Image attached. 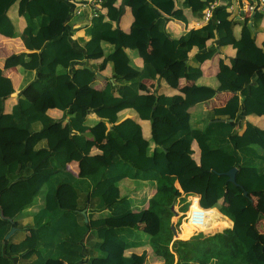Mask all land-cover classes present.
<instances>
[{"label": "trees", "instance_id": "obj_1", "mask_svg": "<svg viewBox=\"0 0 264 264\" xmlns=\"http://www.w3.org/2000/svg\"><path fill=\"white\" fill-rule=\"evenodd\" d=\"M117 1L106 0L104 13L87 26L83 51L65 34L69 0H0V36L20 38L26 49L10 54L0 66V241L6 243L0 264H13V256L25 264H83L90 255L102 264H145L146 252L126 251L150 242L166 264H173L175 254L177 264H264L259 228L264 219V128L249 120L264 117V65L258 64L260 54L264 64V40L258 44L255 37L264 15L257 11L240 20L220 6L201 27L174 33L168 17L187 22L189 10L202 20L215 0H140L142 15L124 31L114 25L123 12ZM14 6L16 17L10 13ZM153 38L159 54L133 67L129 51L139 52L140 44ZM104 44L111 46L108 54ZM223 46H231L235 56L229 62L220 59L215 86L198 83L204 76L200 65ZM103 52L99 68L82 63ZM117 59L134 68L131 77L116 76V85L108 81L95 88L99 71ZM12 67L22 74L19 88L3 72ZM158 77L174 88L182 78L193 85L173 95L142 90L143 81ZM17 89L20 93L12 96ZM219 92L232 93L225 105L192 112ZM50 107L63 116L50 115ZM128 109L136 116L122 119ZM240 117H245L242 131ZM140 120L150 121L152 145ZM36 122L39 129L33 127ZM43 141L46 145L38 147ZM73 162L77 174L69 168ZM233 167L238 168L237 183L224 174ZM130 181L138 189L149 184L156 192L149 199L132 197L126 193ZM190 195L212 209L203 227L186 221L191 228L183 238L200 228L209 232L230 226L216 207L233 221L223 232L203 234L198 248L187 246L198 233L173 241V207ZM153 213L158 224L150 235L138 227ZM28 217L32 223L26 229H34L36 236L6 240L13 227L8 219L17 223Z\"/></svg>", "mask_w": 264, "mask_h": 264}, {"label": "crops", "instance_id": "obj_2", "mask_svg": "<svg viewBox=\"0 0 264 264\" xmlns=\"http://www.w3.org/2000/svg\"><path fill=\"white\" fill-rule=\"evenodd\" d=\"M139 1L140 0H130L128 3H126V0H118L117 5L122 6L123 12H122V15H121L119 21L117 23H114V25L117 27H120L124 31H129L134 19L140 17L143 13V10H142L143 8L139 5H137L139 3ZM223 1L227 4L235 5V9H236L235 12L239 13V14H237L238 17H240L242 15L241 9H242V7L244 8L246 5L245 0H223ZM150 2H151V0L147 1V3H150ZM69 3L71 4L72 9H71V12H70V15L68 18V22L66 23L67 31L65 32V34L70 36V38H71L72 42L74 43V46L76 47V49L84 51L85 42H86V40L89 39V36L86 34V28H87V26H89L91 24V22L93 21V19L95 17L91 16L89 10L82 13L83 15H81V16L75 14L73 12V9L75 7V1L69 0ZM16 10H17L16 6L12 7V9L10 10L11 15L14 17H16ZM103 13H104V9H102V12L100 15H102ZM186 13H187V17H188L187 22L175 19L171 16L168 17V20H169L168 21V28L171 32L183 33V32L188 31L191 28L201 27L204 24L203 23L201 25H198L196 22L199 21L200 19L198 17L193 16L189 10H187ZM254 14H255V12L254 13L252 12L250 14L247 13L245 17H248V18L253 17ZM262 14L264 15L263 12H262ZM242 19L243 18L241 17L240 20H242ZM19 21H20V26L23 29V27L25 26V19L20 17ZM240 28L238 29L239 33H240ZM255 37H256V42L258 44H261L262 41L264 40V17L256 29ZM214 43H215V39L210 40L208 42V45L212 46ZM103 48H104V51L106 54H108L112 50L111 46L106 45V44H104ZM24 50H26V49H25L22 41L20 40V38H7V37L5 38L3 36H0V66H3L5 58L7 56H9L10 54H12L14 52L24 51ZM232 53L235 56V50L234 49L232 50ZM129 54L132 58V62H131L132 66L135 68H140V67H142L143 62H144L143 59L144 60L145 59H151V58H154L155 56H157L159 54V42L153 38V39H151L150 43L147 45L140 44L139 52L131 50V51H129ZM219 54H220V52L213 59H208L200 65V67L202 68V70L204 72V76L200 81H198V83L215 86V81H216L215 75L217 74V72L219 70L220 59H224L226 62H229L231 60V58L234 57V56L230 57V59L226 58L228 56V54L231 55V52L228 49H224L223 54H226L225 57L220 56ZM193 55H194V53L192 54V56ZM103 58H104V52H103V55H102V53H100L99 55H94V56L90 55L82 63L84 65H90L94 68H97V67L99 68V65L103 61ZM262 60H263V54H260L259 59H258V64L260 66L264 65ZM132 66L128 65L127 63H125L124 61H122L120 59H117L113 62L108 63L103 70L99 71L98 78L94 81L95 88L101 89V88L105 87L108 81H111L116 85V83H118V81H116V76L129 79L131 77V74L134 72V68ZM111 67H112V70H109V68H111ZM3 72H4V74H6L10 77L16 76L17 80H16V82L14 81V83H15L16 88H19V85H20V82L22 79V74H21L19 68L12 67L9 69H3ZM176 84L178 86L177 88L171 87L166 82V80L158 77L156 79H147V80L143 81L142 90H144V92H148V93H154V92L158 93L159 92V93H166L168 95H173V94H179L180 92H185L187 89H189L191 87V85H193V82L189 81L186 78H182ZM20 91L21 90L17 89V92L12 94V96H17V94H19ZM231 94H232L231 92H219L212 99L204 102L202 105L204 106V109H206V110H211L212 108L223 106L227 103V101L231 97ZM32 95H33L32 99L38 98L37 92H34ZM48 113L57 119H59L63 116V111L56 109V108H51V107L48 108ZM90 116L92 118L95 117L94 114H91ZM135 116H136V113L135 112L132 113L131 109L125 110L121 113L122 119L127 118V117H135ZM243 118H245V117H240V121H239L241 131H242V126H243ZM248 119L249 118L246 117L245 122ZM249 120L252 121L254 124L264 128V117H251V119H249ZM140 123L143 127V133H144L145 122H144V120H140ZM144 135H145V133H144ZM149 136H150V138H149ZM149 136L145 135V137L150 140V144L152 145L153 142L151 139V136H152L151 135V129H150V135ZM101 143L102 142H99L98 145H100ZM13 158H14V155L11 156V159H13ZM74 163L75 162L69 164V168L75 174H77L78 168L76 169L73 167L75 165ZM71 165H73V166H71ZM132 183H133V181H130L129 183L126 184V187H127L126 193L132 197H139V198L147 197V199H149L156 192V188L151 187V185H149V184L141 186V188L138 189L137 185L132 184ZM177 186L180 188L178 183H177ZM189 197H191V195ZM208 209H212V208H208ZM217 210L223 215L224 218L228 219L231 223L230 226L224 227V230L226 228L232 227L233 221L228 216L224 215L219 209H217ZM85 211H87V209H85ZM185 215L182 216V220L185 217ZM23 220H24V222H23L22 226L18 227L19 222L15 223V221H14L12 223L13 227H16V231H18L19 228L21 230H23L24 234H25V238H34L36 236L35 230L34 229H28V228L26 229V226L31 227L30 225L32 223V219L30 217H28V218H25ZM157 221H158V215L153 213V214L145 217L144 221L139 224L138 228L145 233L153 235L157 230V224H158ZM172 226H175L174 223ZM260 226H262L264 228V219L260 223L259 227ZM224 230L223 229L219 230L216 233L223 232ZM16 231L13 234H15ZM201 232H203V231H200V232L197 231L198 235ZM178 233H179L178 230H177V234L174 233L173 241L177 240ZM197 233L192 238H195L197 236ZM216 233L207 234V236L208 235H214ZM261 233L264 235V230H261ZM6 240H7V238H6ZM172 244H173V242H172ZM172 244L170 245L171 250H173ZM132 252H136L139 254L146 252L147 253V259H146L145 264H166L165 257L163 255L157 254L155 252L154 248L151 245V242L146 243V244L141 245V246L130 248L126 251V254L129 255ZM13 258L15 259L16 262H18V264H22L24 262L23 260H20L21 258H19L17 256H13ZM25 262H27V261H25ZM177 262H178V255L175 254V259H174L173 264H177ZM102 263H103V261L99 257H94V256L90 255L89 257L86 258V260L84 261L83 264H102ZM49 264H66V263H64L62 261H51V263H49Z\"/></svg>", "mask_w": 264, "mask_h": 264}, {"label": "built area", "instance_id": "obj_3", "mask_svg": "<svg viewBox=\"0 0 264 264\" xmlns=\"http://www.w3.org/2000/svg\"><path fill=\"white\" fill-rule=\"evenodd\" d=\"M75 1V7L73 12L77 15L84 13L85 11L89 10L92 17H98L103 9V5L106 0H72ZM245 7H242V17L245 19L247 13H254L257 11L264 13V0H245ZM220 6H225L228 10L235 12V5L227 4L223 0H215L210 7L204 10V16L202 20L197 21L198 25L203 24L204 22H209L210 19L213 17L215 9ZM239 14L238 12H235ZM239 17V18H240ZM190 206H189V215L185 216L184 218L187 222L194 224L198 227H203L207 221L209 214L207 213L206 208H203L200 204V199L198 197H189ZM198 206V208H194V204ZM200 231H204L200 228Z\"/></svg>", "mask_w": 264, "mask_h": 264}, {"label": "rangeland", "instance_id": "obj_4", "mask_svg": "<svg viewBox=\"0 0 264 264\" xmlns=\"http://www.w3.org/2000/svg\"><path fill=\"white\" fill-rule=\"evenodd\" d=\"M239 28H240V25L238 26L237 29H239ZM224 49H228L231 52V55L228 54V56L226 57L227 59H230V57H233L234 56L233 53H232L233 48L230 47V46H223L222 48L219 47L218 52H220V54H219L220 56H223V57L226 56V54H223L224 53ZM109 70H112V67L109 68ZM11 78L13 79V81L16 82V80H17V77L16 76H13ZM202 107H203L202 104L199 105V106H197V107H195V108L193 107L192 108V112H194L197 109H201ZM131 111H132V113L134 112L133 110H131ZM144 122H145V124H144V133H145L146 136H149L150 135V129H151L150 122L148 120H144ZM33 127H34V129H39L41 127V123L36 122V123H34ZM149 138H150V136H149ZM45 145H46V142L43 141V142H41L39 144L38 147H42V146H45ZM152 147L153 146H151V148ZM196 157H197V153H196ZM74 164H75L74 166L73 165H71V166H73L74 168L77 169L78 168L77 162H75ZM43 193L44 192L42 190L40 192V194L37 196V198L35 200L36 203L39 202V201H41V199L43 198ZM254 200H255L256 204L261 208V206H260V196L259 195L254 196ZM184 204H186L188 207L190 206V202L188 201V199H185V200L179 199L176 202V204L174 205L175 215L172 217V221H173L174 225L176 226V228H177V230L179 232L178 233V236H177V239H179V240H185L186 241L188 239H191L194 236H189L188 238H183V236L187 233V229L188 228H191V226L187 222H185V221H187L185 218H183V220H182V216L185 215V214H186L185 216H188L189 215V212H190L188 210L189 208L188 209H184L183 208V205ZM217 209H219V208H217ZM176 213H178V214L176 215ZM23 222H24V220L19 221L18 227L19 226H22L23 225ZM259 228H260V230H264V228L262 226H260ZM219 230H222V229H218V230H214V231H209V232H207L206 230H204L205 232L203 231V232L199 233L200 236H199L198 239H192L190 242H188L189 244L187 246L190 245L192 248L202 247V239L201 238H202L203 234L204 235L212 234V233H216ZM223 230H224V228H223ZM198 232H200V231L198 230ZM23 239H25L24 231L19 228L18 231H16V233L11 236L10 241L16 243V242L21 241ZM5 245H6V243L4 241H0V251H3L5 249ZM168 250L171 252V249L170 248ZM20 260H23L24 262L22 264H25V261L26 260H24L22 258ZM12 261H13L12 262L13 264H18V262H16L14 258L12 259Z\"/></svg>", "mask_w": 264, "mask_h": 264}, {"label": "water", "instance_id": "obj_5", "mask_svg": "<svg viewBox=\"0 0 264 264\" xmlns=\"http://www.w3.org/2000/svg\"><path fill=\"white\" fill-rule=\"evenodd\" d=\"M237 172H238V168H237V167H233V168H231L230 170L224 172V174H226V175L229 177V180H230L231 182H233V183H237ZM244 193H245V195H248V191L245 190ZM173 210H174V212H175L174 207H173ZM83 213L86 214V211L84 210ZM177 214H178V213H176V215H177ZM8 220H9L11 223L14 222V219H12V218H9ZM85 220L88 221V218H85ZM172 229H173V232H174L175 234H177V229H176V227H175V226H172ZM15 231H16V227H13V228L11 229V231L7 234L6 238L9 239L10 236H11Z\"/></svg>", "mask_w": 264, "mask_h": 264}]
</instances>
